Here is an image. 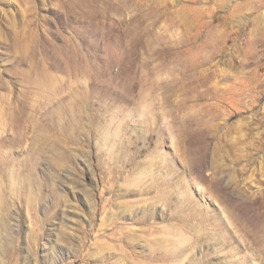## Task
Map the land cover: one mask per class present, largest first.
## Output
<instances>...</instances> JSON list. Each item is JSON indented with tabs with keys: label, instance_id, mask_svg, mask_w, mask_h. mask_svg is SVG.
<instances>
[{
	"label": "rangeland",
	"instance_id": "1",
	"mask_svg": "<svg viewBox=\"0 0 264 264\" xmlns=\"http://www.w3.org/2000/svg\"><path fill=\"white\" fill-rule=\"evenodd\" d=\"M0 264H264V0H0Z\"/></svg>",
	"mask_w": 264,
	"mask_h": 264
},
{
	"label": "bare ground",
	"instance_id": "2",
	"mask_svg": "<svg viewBox=\"0 0 264 264\" xmlns=\"http://www.w3.org/2000/svg\"><path fill=\"white\" fill-rule=\"evenodd\" d=\"M22 106H23V104H22V102H21V104H20V109H22Z\"/></svg>",
	"mask_w": 264,
	"mask_h": 264
}]
</instances>
